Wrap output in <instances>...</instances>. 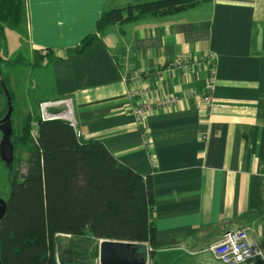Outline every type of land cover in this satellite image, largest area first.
I'll use <instances>...</instances> for the list:
<instances>
[{
	"label": "crops",
	"instance_id": "0c3cea01",
	"mask_svg": "<svg viewBox=\"0 0 264 264\" xmlns=\"http://www.w3.org/2000/svg\"><path fill=\"white\" fill-rule=\"evenodd\" d=\"M147 1L25 0L22 71L38 76L23 89L20 66H7L14 101L32 109L71 100L85 141L102 142L123 166L152 176L157 234L149 264H223L204 250L244 227L264 252V0H208L126 21L76 52L104 11ZM135 71L143 74L139 101L126 81ZM173 96L178 103L144 119L152 160L129 107Z\"/></svg>",
	"mask_w": 264,
	"mask_h": 264
},
{
	"label": "trees",
	"instance_id": "16d2710c",
	"mask_svg": "<svg viewBox=\"0 0 264 264\" xmlns=\"http://www.w3.org/2000/svg\"><path fill=\"white\" fill-rule=\"evenodd\" d=\"M205 1L153 0L104 11L96 31L76 52H83L112 25L176 14ZM26 13L25 0H0L1 44L7 38L3 26L23 27ZM20 57L5 60L0 53V67L20 65ZM3 81L14 100L9 80ZM22 125L15 145L27 159L16 161L0 222V264H99L98 246L93 251L89 245L101 240L133 243L139 254L149 244L153 257L157 231L152 176L123 166L102 142L85 141L67 120L45 121L28 114ZM64 236L71 244H63Z\"/></svg>",
	"mask_w": 264,
	"mask_h": 264
},
{
	"label": "built area",
	"instance_id": "2783aa9c",
	"mask_svg": "<svg viewBox=\"0 0 264 264\" xmlns=\"http://www.w3.org/2000/svg\"><path fill=\"white\" fill-rule=\"evenodd\" d=\"M190 65L189 62L179 61L178 65ZM142 75L139 72H134L131 74L126 75V81L130 84L129 90V97L132 101L140 99L144 94V90L138 86L140 82H142ZM205 101L208 104H211L210 96H205ZM139 101V100H138ZM134 103L129 107L133 114L135 115L138 123V126L142 129V138L145 145V148L148 150V155L152 160L155 158V154L152 150V144H150V137L148 132L144 129V123L146 117L151 114L154 110L159 108H164L169 105H175L178 103V98L176 96L170 98H163L157 101L155 104H151L148 102H138ZM66 107L63 114L56 115L47 112V110L54 106H62ZM72 102L71 100L65 99L60 102H50L44 103L42 105L43 112V120L48 121L49 118H57L63 117L72 126H74L73 121V111H72ZM71 113V115H70ZM75 127V126H74ZM145 255L146 256V264H149L151 260V254L153 248L149 244H145ZM204 251H208L209 253L213 254L216 260L223 264H244V263H251L253 260L263 259L264 252L260 245L252 239L251 229L249 227H244L241 229L228 231L224 233L219 239L215 240L211 243L208 248Z\"/></svg>",
	"mask_w": 264,
	"mask_h": 264
},
{
	"label": "rangeland",
	"instance_id": "374dc122",
	"mask_svg": "<svg viewBox=\"0 0 264 264\" xmlns=\"http://www.w3.org/2000/svg\"><path fill=\"white\" fill-rule=\"evenodd\" d=\"M28 23V22H27ZM26 23V25H27ZM23 25V27H20L19 29H14L13 27L10 26V24H5L3 27H5V33H6V40L1 44V55L5 60H14L16 59L18 56L22 55V57H20V62L23 58V62H21V64L19 65L20 68L17 71V74L15 76L19 77L20 82L23 83L22 88L25 89L26 87L30 88L31 86H34V80L38 75H30L28 73L27 68L25 70L22 71L24 63L27 62L29 60V55L27 53V33H28V29L27 26ZM1 72L4 78H6V76L11 75L10 70L8 71L7 69V65L4 63H1ZM27 66V65H26ZM16 72V71H15ZM30 79H31V84H30ZM31 89V88H30ZM25 96H27V94L23 93L22 95V99L25 98ZM3 97L0 93V105L4 104L5 101H3ZM50 103V102H48ZM17 104V103H16ZM43 103L38 104L37 106H35L32 109H28L25 107V105H17L16 107V112H14L16 114L15 116V125L18 127L19 129L21 126H23L22 124L25 121V118L27 116L28 113H30V115L34 118V117H38L40 116L43 119V112L42 111V105ZM63 109H60V111H64L66 110V107L64 105H62ZM51 108H49L47 110V112H50ZM74 116V114H73ZM13 120H11L12 122ZM11 122L3 125V126H13V125H9ZM12 124V123H11ZM32 128H33V136H36V132H37V127L36 125L32 124ZM14 129H6L3 128V137L2 141H1V149L0 151L3 152V155L1 154L0 157V192H1V196L2 199L4 201H7L6 199L9 198L10 194H11V184H12V179H13V173L15 171V167H16V158L12 152V148H13V133H14ZM18 150V159L24 160L27 159V154L23 153V150H21L20 148L17 149ZM22 152V154H21ZM23 162V161H22ZM24 169V168H23ZM65 238L63 241V244L66 246L68 245V243H70V240L68 237H63ZM71 244V243H70ZM87 246V245H86ZM90 247H92V250L95 251L96 247L99 250V245L96 244H90ZM88 247V246H87ZM145 248L144 247V252L142 251V253H145ZM99 262V261H98ZM78 264H82V263H78Z\"/></svg>",
	"mask_w": 264,
	"mask_h": 264
},
{
	"label": "water",
	"instance_id": "95a60500",
	"mask_svg": "<svg viewBox=\"0 0 264 264\" xmlns=\"http://www.w3.org/2000/svg\"><path fill=\"white\" fill-rule=\"evenodd\" d=\"M0 51H1V40H0ZM1 68V67H0ZM1 69H0V82L3 83V76ZM3 85V89L5 90V93L8 96V102L10 106L9 114L7 119L0 122H6L10 119V115L12 112V104L10 101V97L8 95L7 89ZM55 119H64L63 117H57ZM48 120H54V118H49ZM66 120V119H64ZM6 211V207H4V210L2 211V215L0 216V219L4 217ZM99 250H98V261L99 264H146V256L145 253H140L135 248V244L125 241H111V240H101L99 242Z\"/></svg>",
	"mask_w": 264,
	"mask_h": 264
},
{
	"label": "flooded vegetation",
	"instance_id": "af4514ba",
	"mask_svg": "<svg viewBox=\"0 0 264 264\" xmlns=\"http://www.w3.org/2000/svg\"><path fill=\"white\" fill-rule=\"evenodd\" d=\"M3 83H4V81H3ZM3 85L6 87L5 89H7L8 87L5 85V84H2L1 82H0V93H1V95H2V97H3V101H5V103L4 104H2V105H0V122H2V121H4L5 119H7V117H8V112H9V110H10V106H9V102L7 101L8 100V96H7V94L5 93V90L3 89ZM7 91H8V95H9V97L11 98V96H10V91H9V89H7ZM12 99V98H11ZM10 99V101H11V104H12V112H11V115H10V119L9 120H7L6 122H3V123H1L0 124V149H1V141H2V138L1 137H3V128H6V129H11V128H13L15 131H14V133H13V135L14 136H12L13 137V148L11 149L12 150V152H13V154H14V156H15V158H16V161H18L19 159H18V148L16 147V145H15V136H17L18 135V133H19V131H20V129H19V126L17 127L14 123H15V116H16V114L14 113V112H16V107H17V104L15 103V101L14 100H11ZM11 120H13L12 122H11ZM9 122H11L9 125H13V126H3V125H5V124H7V123H9ZM21 128V127H20ZM1 154L3 155V152H1L0 151V157H1ZM21 154H22V152H21ZM24 154H26V153H24ZM15 161V162H16ZM18 165V163L16 162V167H15V171H14V173L16 172V170H17V166ZM13 173V174H14ZM13 177H14V175H13ZM13 180V179H12ZM2 199V196H1V192H0V216L2 215V211L4 210V207H7V201H4V200H1ZM6 213V212H5ZM3 218V217H2ZM1 218V219H2ZM1 219H0V222H1Z\"/></svg>",
	"mask_w": 264,
	"mask_h": 264
},
{
	"label": "bare ground",
	"instance_id": "6f19581e",
	"mask_svg": "<svg viewBox=\"0 0 264 264\" xmlns=\"http://www.w3.org/2000/svg\"><path fill=\"white\" fill-rule=\"evenodd\" d=\"M70 115H71V113H70Z\"/></svg>",
	"mask_w": 264,
	"mask_h": 264
}]
</instances>
